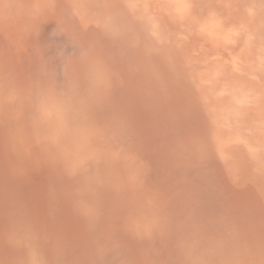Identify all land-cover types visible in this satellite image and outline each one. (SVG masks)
<instances>
[{
    "label": "rangeland",
    "instance_id": "rangeland-1",
    "mask_svg": "<svg viewBox=\"0 0 264 264\" xmlns=\"http://www.w3.org/2000/svg\"><path fill=\"white\" fill-rule=\"evenodd\" d=\"M0 264H264V0H0Z\"/></svg>",
    "mask_w": 264,
    "mask_h": 264
},
{
    "label": "bare ground",
    "instance_id": "bare-ground-1",
    "mask_svg": "<svg viewBox=\"0 0 264 264\" xmlns=\"http://www.w3.org/2000/svg\"><path fill=\"white\" fill-rule=\"evenodd\" d=\"M105 87V86H104ZM100 87H96L95 85L93 86V88L91 89V91L93 92L94 95H96V92L100 91ZM102 96V93H101ZM39 105V104H38ZM40 106V105H39ZM38 107V106H37ZM19 109V108H17ZM45 114V113H44ZM14 118V117H13ZM60 136V135H59ZM104 150V149H103ZM95 155V154H94ZM98 164V163H97ZM99 165V164H98ZM84 167V166H83ZM86 168V167H85ZM84 171V170H83ZM94 172V171H93ZM90 173V172H89ZM86 174V173H85ZM91 175V174H90ZM114 256V255H113ZM151 256V255H150Z\"/></svg>",
    "mask_w": 264,
    "mask_h": 264
}]
</instances>
